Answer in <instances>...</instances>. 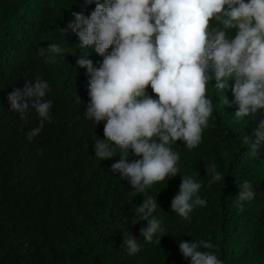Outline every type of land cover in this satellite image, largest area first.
I'll return each instance as SVG.
<instances>
[{
  "label": "trees",
  "instance_id": "1",
  "mask_svg": "<svg viewBox=\"0 0 264 264\" xmlns=\"http://www.w3.org/2000/svg\"><path fill=\"white\" fill-rule=\"evenodd\" d=\"M93 9L85 0H0V264H189L178 239L210 240L209 250L224 264H264V161L257 156L264 154V144L256 153L242 143L260 117L229 116L237 106L231 87L225 94L233 103L226 106L223 90L210 83L206 95L213 111L201 141L191 148L172 141L178 173L154 181L143 193L111 170L119 149L105 159L94 155L93 138H106L104 121L93 125L84 117L89 80L72 54L87 50L74 32L60 30L73 11ZM50 42L62 51L40 52ZM89 56L97 66L103 60L94 46ZM36 77L50 85L45 97L52 101L50 119L35 111L21 118L10 108L8 93ZM213 163L226 174L225 184L207 174L205 167ZM181 175L198 180L197 194L207 201L194 206L190 219L170 208ZM245 179L256 190L253 199L241 202L236 194ZM148 197H157L153 215L163 228L152 241L140 233L146 221L135 224L130 211ZM130 231L142 245L134 254L122 246Z\"/></svg>",
  "mask_w": 264,
  "mask_h": 264
},
{
  "label": "clouds",
  "instance_id": "2",
  "mask_svg": "<svg viewBox=\"0 0 264 264\" xmlns=\"http://www.w3.org/2000/svg\"><path fill=\"white\" fill-rule=\"evenodd\" d=\"M88 3L94 6L90 13L73 11L60 30L65 35L74 32L78 45L87 50L84 55L72 54L75 66L84 67L89 80L91 99L84 117L93 125L104 121L106 138H93L95 156L113 157L119 149L111 170L137 193L176 175L179 154L169 145L179 140L191 148L201 141L213 111V101L206 95L211 82L223 90L226 105L233 103L225 94L231 87L238 105L236 118L260 117L251 135L242 140L257 153L264 144V0H85V6ZM89 46L103 56L99 66L90 58ZM45 51L59 53L62 48L50 42L40 49ZM148 85L158 95L153 96ZM49 89L43 78L27 79L8 93L10 108L21 118L35 111L50 119L52 101L45 99ZM257 156L264 161V154ZM205 169L212 181L225 184L226 174L215 163ZM181 180L170 208L190 219L194 206L207 201L197 194L198 180L182 175ZM238 188L239 201L254 198L256 189L249 180ZM157 205V197H148L130 210L135 224L146 221L140 228L145 241L163 231L153 215ZM178 244L189 264H224L209 250L214 247L210 240L178 239ZM122 246L129 254L142 247L131 231L123 235Z\"/></svg>",
  "mask_w": 264,
  "mask_h": 264
},
{
  "label": "bare ground",
  "instance_id": "3",
  "mask_svg": "<svg viewBox=\"0 0 264 264\" xmlns=\"http://www.w3.org/2000/svg\"><path fill=\"white\" fill-rule=\"evenodd\" d=\"M210 25H211V22H210ZM222 104H223V103H222ZM226 106H227V105H226ZM237 107H238V105L235 106V107H233L234 110L231 111L230 115L228 114L230 117L235 118V116H234L233 114H234V112H235V110H236ZM228 108H229V106H228ZM214 110H215L216 112H218L220 118L224 121V125L229 126V127L231 128V127H232L231 124H230L228 121H226V117H225L226 115H224V114L219 110V108H218L217 106L214 107Z\"/></svg>",
  "mask_w": 264,
  "mask_h": 264
}]
</instances>
